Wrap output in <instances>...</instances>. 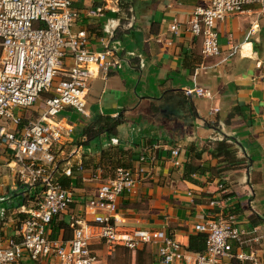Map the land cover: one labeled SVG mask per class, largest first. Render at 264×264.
I'll list each match as a JSON object with an SVG mask.
<instances>
[{
    "label": "crops",
    "instance_id": "0c3cea01",
    "mask_svg": "<svg viewBox=\"0 0 264 264\" xmlns=\"http://www.w3.org/2000/svg\"><path fill=\"white\" fill-rule=\"evenodd\" d=\"M71 1L77 13L72 30L87 33L92 51L108 46L121 67L105 76L92 67L95 76L89 81L86 113L66 107L54 119L62 131L55 146L57 164L61 173L73 167V203L54 220L51 235L55 230L58 239H68L71 231L66 225L77 218L90 220L85 204L100 183L94 175L106 181L116 169L143 167L145 174L134 191L118 199L121 231L163 230L185 251L196 224L215 219L219 211L231 213L252 240L240 248L234 245V252L253 258L219 264H264V18L258 17V7L249 5L244 13L217 23L220 55L203 57L200 39L186 27L194 9L209 0H136L133 14L114 0ZM98 9L100 15L89 14ZM173 21L181 25L178 35L170 32ZM65 65H70L68 59ZM198 86L212 97L185 92ZM223 140L234 145L243 166H228L212 156L216 143ZM173 149L180 153L178 168L172 163ZM189 149L191 155L201 154L194 163L206 170L191 175L192 180L183 177ZM78 165H83L82 173L75 170ZM0 173L11 176L4 185L0 175L3 246L20 240V223L33 205L9 210L7 197L17 201L14 195L22 185L14 179L15 165L6 155L0 156ZM216 173L225 190L221 196ZM218 197L220 207H212L210 201ZM93 248L101 258L104 250L107 256L129 253L140 264H162L154 245L135 251L110 250L101 244ZM19 264L41 263L24 257Z\"/></svg>",
    "mask_w": 264,
    "mask_h": 264
},
{
    "label": "built area",
    "instance_id": "2783aa9c",
    "mask_svg": "<svg viewBox=\"0 0 264 264\" xmlns=\"http://www.w3.org/2000/svg\"><path fill=\"white\" fill-rule=\"evenodd\" d=\"M118 2V0H114ZM249 5L258 7V17L264 18V0H209L194 9L186 31L200 39L203 57L220 55L216 25L231 16L245 12ZM101 9L90 11L100 15ZM77 13L71 0H0V156H7L15 165L21 185L42 189L34 205L23 210L24 220L18 229L20 240H10L0 246V264H19L27 257L41 264H103L93 248L101 244L108 249L121 247L130 251L156 246L162 264H219L222 260H252L251 255L234 252L246 245L248 233L237 227L236 217L219 211L215 219L194 226V231L206 234L203 253H188L163 230L133 228L121 231L117 227L118 199L134 191L145 169H117L114 178L99 181L94 197L85 204L84 218L73 220L68 240L52 238L54 220L73 203V194L55 180L57 170L55 146L61 142L62 131L54 121L66 107L85 114L89 81L94 78L92 67L103 76L110 69L121 67L113 51L105 46L101 51L89 49L85 31H73ZM170 32L178 35L181 25L173 21ZM255 32L251 28L250 34ZM70 65H65V60ZM259 68L260 65L257 64ZM199 98H211L203 87L185 91ZM44 96L43 113L35 120L20 117L15 111L28 109ZM212 109L211 113H217ZM174 167L181 166L179 150L170 151ZM141 162L144 157L141 156ZM80 173L81 165L76 166ZM62 174L72 175L71 168ZM219 195L223 184L216 183ZM220 197L212 199V207H220ZM26 207H22L24 209ZM258 241V240H257Z\"/></svg>",
    "mask_w": 264,
    "mask_h": 264
},
{
    "label": "trees",
    "instance_id": "16d2710c",
    "mask_svg": "<svg viewBox=\"0 0 264 264\" xmlns=\"http://www.w3.org/2000/svg\"><path fill=\"white\" fill-rule=\"evenodd\" d=\"M134 2H136V0H118L119 7L122 10H125V9L127 10L129 8H130L129 10H131L132 4ZM144 3L146 4L148 2H144ZM117 124L118 123L115 121L114 123L112 122L111 126L116 127ZM85 133L89 134V131L86 129ZM190 152L191 150L189 149L187 151L188 162L185 164L184 171H183V177L187 180H192L191 175L192 176L196 174L203 175L206 172L204 168L194 163L195 160L201 159V154L191 155ZM236 153H237V149L234 147V145L227 143L226 140H223L221 142L216 143L212 156L214 158L221 160V162L224 163L225 165H228V166L234 165V166H237V168H239L243 166L244 163L242 159H238V158L236 159ZM81 166L83 167V165ZM71 170L73 172V167ZM75 170H76V167H75ZM115 173H114V176H115ZM216 174L221 179V183H222L221 174L219 173H216ZM54 178L62 185L64 189L69 190L71 177H66L65 175H63L61 173V169L58 166V164H57V170L54 172ZM41 194H42V189L38 186L31 187L28 185H22V187L18 189L16 195H14L16 198H18L17 201L15 202L11 201L13 197L12 195L10 198L7 197L8 202H9V210H12V209L15 210L17 207H20L21 205H24V204L28 206H32L40 198ZM13 203H16V205H14ZM65 228L67 230H70L71 235H72L73 228L71 227V225L68 224L65 226ZM53 231L54 232H52V238L58 239L56 231L55 230ZM68 239H62V240H68ZM205 247H206V234L195 232V234L189 237L188 245L185 248V251L188 253H203L205 250Z\"/></svg>",
    "mask_w": 264,
    "mask_h": 264
},
{
    "label": "rangeland",
    "instance_id": "374dc122",
    "mask_svg": "<svg viewBox=\"0 0 264 264\" xmlns=\"http://www.w3.org/2000/svg\"><path fill=\"white\" fill-rule=\"evenodd\" d=\"M43 101H44V96L42 95L38 98V103H36V105L28 109H22V110L15 111L14 114L20 117L28 118L30 120H35L39 117L40 114L43 113ZM8 173H5V174H8ZM0 175L2 177L3 173H0ZM5 176L6 177L4 176L2 177V179L4 180L3 182L4 185H6V183L11 180L10 174L5 175ZM14 179L16 180V176ZM13 204L16 205V203H13ZM120 253L121 254L107 256L106 251L103 250L102 251L103 264H140V261L138 262L133 261V256H131L129 253H122V252Z\"/></svg>",
    "mask_w": 264,
    "mask_h": 264
},
{
    "label": "water",
    "instance_id": "95a60500",
    "mask_svg": "<svg viewBox=\"0 0 264 264\" xmlns=\"http://www.w3.org/2000/svg\"><path fill=\"white\" fill-rule=\"evenodd\" d=\"M131 12H132V14H133V8H131Z\"/></svg>",
    "mask_w": 264,
    "mask_h": 264
}]
</instances>
